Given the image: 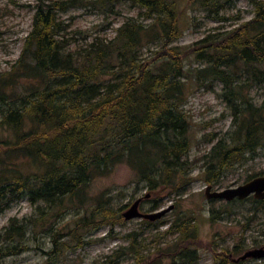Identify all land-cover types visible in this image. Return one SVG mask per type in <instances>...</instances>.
I'll use <instances>...</instances> for the list:
<instances>
[{
  "label": "trees",
  "instance_id": "1",
  "mask_svg": "<svg viewBox=\"0 0 264 264\" xmlns=\"http://www.w3.org/2000/svg\"><path fill=\"white\" fill-rule=\"evenodd\" d=\"M131 1L151 18L149 23L128 18L115 27L112 38L94 39L76 50L69 49L57 19V11L73 0L34 3L19 55L0 72V212L24 196L38 216L8 218L0 229L1 255L27 248L29 224L46 219L51 209L58 214L72 198L87 201V183L118 162L127 164L146 190L184 185L189 122L180 105L182 79L189 72L183 67L187 54L206 62L195 69L196 76L219 80L232 108V127L210 148L214 173L264 143V103L256 104L233 88L240 70L264 80V0L252 1L248 19L182 48L170 44L180 32L174 0ZM227 1L197 0L215 13ZM146 34L160 40L159 46L148 59H140L136 51ZM88 202L71 232L123 220L120 207L113 208L109 197ZM174 225L177 236L168 254L174 262L189 264L197 256L194 224L189 217ZM50 234L55 249L62 232ZM126 247L122 249L129 255L134 249L129 264L156 262L133 243ZM241 249L236 243L215 252L214 264H239L242 259L232 257ZM117 261L107 255L100 264Z\"/></svg>",
  "mask_w": 264,
  "mask_h": 264
},
{
  "label": "rangeland",
  "instance_id": "2",
  "mask_svg": "<svg viewBox=\"0 0 264 264\" xmlns=\"http://www.w3.org/2000/svg\"><path fill=\"white\" fill-rule=\"evenodd\" d=\"M174 1L180 32L170 44L181 48L206 33L233 27L253 14V0H229L216 13L203 8L197 0ZM35 2L0 0V72L7 71L18 57L23 37L30 28ZM142 12L131 0H73L72 5L57 11V19L62 24L60 33L69 38V49L76 50L91 40L112 38L115 27L128 18L149 23L151 18ZM152 36L142 37L136 51L140 59H148L159 46L160 40ZM205 64L193 54L183 58V67L189 71L182 79L180 105L189 122V147L184 155L189 168L183 186L176 190L164 186L146 190L141 182H136L134 171L124 162H118L110 171L87 183L84 189L87 201L82 203L72 198L58 214H54L56 208H53L46 219L34 221L33 226L29 224L24 237L27 248L15 254H0V264H100L107 255L117 258V264H129L134 249H129V255L122 247H129L131 243L142 252L147 251L146 259L156 260L151 264H186L179 260L174 262L168 251H172L171 242L177 236L174 224L189 217L194 224L197 255L189 264H214L215 252L229 249L236 243L242 246L238 254L247 248L264 245V201L255 202L251 195L224 200L206 198L203 194L206 184H210L211 189L234 186L264 170L263 143L255 153L246 152L243 158H237L214 173V166H217L210 148L232 127L233 116L223 84L217 79L196 76L195 69ZM246 76L249 80L236 86ZM235 79L234 89L240 88L256 104L264 103V80L244 70L237 71ZM211 161L214 166L209 165ZM97 196L109 197L112 207H120L119 211L138 196H142L138 204L141 211L171 207L153 220L131 217L113 225L107 222L95 227H74L76 230L71 232L83 207ZM10 216L34 218L38 215L34 205L22 196L0 212V229ZM55 229L62 234L54 249L50 233ZM261 260L264 258L246 257L239 264H258Z\"/></svg>",
  "mask_w": 264,
  "mask_h": 264
},
{
  "label": "water",
  "instance_id": "3",
  "mask_svg": "<svg viewBox=\"0 0 264 264\" xmlns=\"http://www.w3.org/2000/svg\"><path fill=\"white\" fill-rule=\"evenodd\" d=\"M203 194L206 198H222L224 200L241 199L248 195H251V197L255 199H264V174L254 175L242 183L220 189H211V185L206 184L203 189ZM143 196H145V194ZM141 198L142 196L134 198L128 206L120 212L123 219L140 217L153 220L160 217L171 207V205H168L153 211H141L138 209ZM246 257L264 258V245L247 248L232 257V259L240 260Z\"/></svg>",
  "mask_w": 264,
  "mask_h": 264
}]
</instances>
